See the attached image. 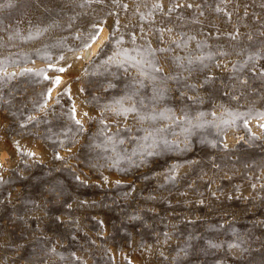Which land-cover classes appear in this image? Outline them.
<instances>
[{
  "label": "rangeland",
  "instance_id": "rangeland-1",
  "mask_svg": "<svg viewBox=\"0 0 264 264\" xmlns=\"http://www.w3.org/2000/svg\"><path fill=\"white\" fill-rule=\"evenodd\" d=\"M0 264H264V0H0Z\"/></svg>",
  "mask_w": 264,
  "mask_h": 264
},
{
  "label": "bare ground",
  "instance_id": "bare-ground-1",
  "mask_svg": "<svg viewBox=\"0 0 264 264\" xmlns=\"http://www.w3.org/2000/svg\"><path fill=\"white\" fill-rule=\"evenodd\" d=\"M105 37L106 32L102 34L98 42H95L90 48L83 52L84 56H86V58H91L97 52L99 46L101 45L102 41H104Z\"/></svg>",
  "mask_w": 264,
  "mask_h": 264
},
{
  "label": "snow or ice",
  "instance_id": "snow-or-ice-1",
  "mask_svg": "<svg viewBox=\"0 0 264 264\" xmlns=\"http://www.w3.org/2000/svg\"><path fill=\"white\" fill-rule=\"evenodd\" d=\"M99 31H103V30L102 29H99ZM93 39H94V41L98 40L99 39L98 35L97 36H94ZM85 47L86 48L91 47V44H86ZM25 71H31V70L30 69H26ZM59 71H64V69L61 68V69H59ZM55 83L56 84H59L60 83L59 78L56 79ZM77 123H79V121H77Z\"/></svg>",
  "mask_w": 264,
  "mask_h": 264
}]
</instances>
